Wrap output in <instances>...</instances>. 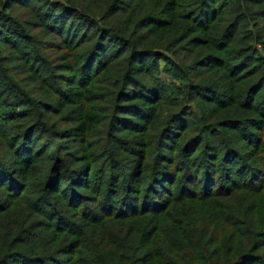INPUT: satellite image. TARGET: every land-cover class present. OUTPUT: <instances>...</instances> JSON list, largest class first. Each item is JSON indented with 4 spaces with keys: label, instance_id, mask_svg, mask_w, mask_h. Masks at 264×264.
I'll return each mask as SVG.
<instances>
[{
    "label": "trees",
    "instance_id": "trees-1",
    "mask_svg": "<svg viewBox=\"0 0 264 264\" xmlns=\"http://www.w3.org/2000/svg\"><path fill=\"white\" fill-rule=\"evenodd\" d=\"M121 1L97 0L91 7L86 0H0V93L8 95L0 104V152L3 160L10 156L5 164L0 163V264H50L55 259L56 255L49 254L50 235L43 226H32L34 213L44 227L64 236L78 230V222L92 223L78 235L82 242L85 237L91 241L79 246L70 264H135L138 252L143 249L146 255L153 244H160L163 254L160 262L148 264H264V226L257 219L264 215V205L259 203L264 198L260 197L264 194V162L262 167L233 163L236 153L224 140L213 139L221 129L227 138L234 135L227 127L247 124L248 113L264 119V102L253 104L261 89L264 101V60H256L247 45L252 39L246 30L250 25L243 24L245 19L236 20L232 0H189V21L177 15L171 24L165 21L157 26L150 15L135 17L147 12L143 6L131 16ZM257 5H262L257 15L264 25V0ZM157 9L155 5L149 13L159 14ZM227 10L234 18L223 17ZM182 19H187L183 32L171 37L172 31L181 30ZM241 23L245 28L236 36ZM196 30L206 31L207 39L201 41L211 49L204 65L218 61L223 84L222 91L215 86L205 88L221 94L218 100H205L212 122L200 116L199 135L181 142L192 124L187 125L183 111L181 115L178 111L180 102L171 98L175 91L180 94L174 82V93L167 94L160 62L164 74L184 82L185 75H178L181 68L162 50L173 53L174 42L178 41V47L197 40ZM146 31L158 35L159 46L143 36ZM49 52L55 55L53 62L47 59ZM255 67H259L256 74L263 76L254 75ZM241 98H246L245 112L237 109ZM79 100L95 103L79 120L87 122V146L97 120L112 137H118L112 148L118 156L108 179L109 193L95 198L88 194L92 169L64 161L47 172L40 164L47 161L48 150L35 143L39 134L51 132L50 122H60L65 107ZM172 101L175 109L166 111ZM7 120L15 122L2 128ZM256 122L259 129L260 122L252 123ZM70 137L55 134L49 147L58 151V143ZM245 138L248 143L259 141L249 131ZM146 139L157 140L160 158L162 149L171 156L158 160L154 164L158 167L147 178L139 162ZM131 152L132 161L127 158ZM176 154L182 157L177 163ZM12 171L19 174V180L12 178ZM31 180L45 181L46 191L58 200L52 202L57 210L50 202L52 196H44L36 184L33 188ZM178 183L177 190L173 189ZM24 194L30 196L29 213L23 214L22 208L15 215L16 224L9 223L10 211L14 215ZM252 195L257 198L255 206L249 205ZM239 196L244 199L238 205L234 198ZM96 207L104 219L92 220ZM66 208L76 209L75 220L69 219ZM114 215L118 221H128L126 230L107 221ZM147 215H152L151 220ZM64 225L67 230H62ZM161 227L168 231L166 240L157 238ZM225 234L231 236V245L223 243ZM79 251L89 257L82 258Z\"/></svg>",
    "mask_w": 264,
    "mask_h": 264
},
{
    "label": "rangeland",
    "instance_id": "rangeland-1",
    "mask_svg": "<svg viewBox=\"0 0 264 264\" xmlns=\"http://www.w3.org/2000/svg\"><path fill=\"white\" fill-rule=\"evenodd\" d=\"M89 3V6L94 7L96 5L97 0H86ZM119 0H116L118 3ZM189 0H122L123 2L121 4L122 8H126V13H130L131 16H134L135 13L138 11H142V6H143V15H135L136 18L142 17V16H152L154 17L156 21L154 22V25H162L165 21L169 24L174 22L177 18L175 16L177 15H183L185 18H188L189 21V16L186 14L190 10H186L187 4ZM227 1V0H226ZM234 2V7L232 8V13L233 15H237L236 20L239 19L240 22L245 19L246 22L243 24L247 23L250 26L246 27V30L248 28L249 34L252 35V39L248 42V46L251 49L252 53L256 54V60L262 59L264 60V25H262L259 22H262L263 19H261L257 14V10L261 8L262 5H257L259 0H239V2H236V0H232ZM158 6V11H160L159 14L155 13V11H149L153 8V6ZM232 14H229V11L225 14H223V17L231 19L234 18ZM222 17V18H223ZM187 19H182L181 23L183 24L181 30L179 31H172L173 34L171 37L177 36L181 34L184 28V24L186 23ZM233 21V20H232ZM145 26V25H143ZM144 28V27H143ZM243 28H245L242 23L240 24L239 31L237 32L238 34L236 36H239L243 31ZM141 30V29H140ZM140 30H138V33H141ZM145 37L148 38L150 42H154L158 44L159 46V41L160 38L157 37L158 35H154L149 31H146L143 33ZM190 35V34H189ZM164 37H166L163 34ZM193 36L199 37L197 40H192V42L188 44H182L178 47H175L178 41L174 42L172 47H171V52H166L162 50V52L166 55H168L172 60L178 64V66L181 68L182 73L178 72V75H185V81H177L176 79H173L170 74H164L166 71L164 70L165 66L163 65V62H160V78L161 81L168 89L167 94L170 92L171 94L174 93L172 91V82L176 84V86L180 89V94H178L176 91L173 95H171V98L173 101L178 100L180 102V106L178 107L179 114L181 115L182 111L184 113L182 118H185L187 125L192 124V128L189 130L188 133L185 134V136L182 139H179L181 142L186 141L187 139L191 137H195L199 135L201 131L200 125L202 123L199 121L200 116L203 117L204 119H201L204 122H212V117L207 118L209 112V107L206 104L207 101L205 100H218V98L221 96L220 93H212L209 90L205 88H214L219 87L220 91H222V84H223V71L219 68L216 67L218 65V61L215 62L216 60H211L208 65H204V57L208 56L211 49L210 47L206 46V41H202L204 39H207V34L206 31H200L196 30L193 33ZM187 37V36H185ZM184 38V37H183ZM192 38V37H189ZM142 40V38L140 39ZM175 47V51H174ZM161 52V51H160ZM55 55L52 54V52L48 53L47 59L51 60L53 62V58ZM259 67L253 68L252 72L255 71L254 75L255 76H263V73L261 74H256V70ZM159 71V72H160ZM163 71V72H162ZM164 74V75H163ZM263 91L262 89L255 93V98L253 100V104L256 103L259 106V103L264 102L262 99ZM90 98L93 100L96 99V97L90 92L89 93ZM189 96V97H188ZM8 99L7 93L2 91L0 93V104ZM223 99V97H222ZM173 101L170 103V105H166L165 110L166 111H173L175 108L173 107ZM246 101L245 99L238 100L237 102H241L242 105L240 107H237L239 112H245L244 109L246 107L243 105V102ZM250 102V100H249ZM6 103V102H4ZM95 103H87L83 102L81 100L79 101H74L72 104H70L68 107H65L66 111L63 114V116L60 119V122L57 124L54 123V120L50 122L51 127L53 128L48 132L39 134V137L37 138V141L35 140V143L39 148L44 147V149L48 150V158L47 161L44 164H40V166H44L46 168V171L48 172L53 165L58 164L59 162L61 164H64V161L66 162H72L74 163V166L80 167L79 169L87 168V170L92 169V179H93V184L92 188L89 194V196H93L94 198L99 194V193H109V186H108V179L109 175L111 174V170L115 171V166L113 164L114 159L118 156V151H114L113 145L115 144L116 140L118 137H112V134L109 133L107 127L104 124H100L101 120H97L98 126L93 130L91 133V142L89 146H87L86 140L88 137V127L84 123H80L79 120L82 118L83 114H86L88 112V109L91 106H95ZM1 107V106H0ZM169 109V110H168ZM1 112V108H0ZM213 114V112H212ZM254 113H248V123L244 124L242 126H237V125H231L227 127V129H230L231 134L229 138L225 137L223 135L224 129H221L220 133L216 134L213 139L216 141L219 140H224L228 145L229 148H231L234 153H236V157H233L232 161L233 163H240V164H245L246 166H260L261 162H264V119L263 117L257 114V117ZM237 119H240L241 117H234ZM216 119L213 120L215 122ZM254 121L260 122L259 129H257V122L252 123ZM15 122L14 120H7L5 121L4 125L2 128H5V126ZM252 125H251V124ZM107 124V122H106ZM209 124V123H207ZM213 125V123H211ZM253 126V127H252ZM203 130V129H202ZM251 132L255 136L259 138L258 143L254 142L253 140H248V142L245 141V137L247 135V132ZM50 132V133H49ZM55 134H65L67 136H71L69 139L59 142L58 143V151H53V148H50L51 144V137L55 136ZM48 135V136H45ZM62 137V136H59ZM250 138V137H249ZM39 139V140H38ZM143 141V140H142ZM253 141V142H252ZM147 145H143V155L139 159L140 164L142 165V173L145 178L149 175L151 169H156L158 165H154L158 160H165L166 156H170L167 154L166 149L163 152H161L163 155V158L159 157V147L157 145V140L156 139H151L148 141L146 139ZM57 146L56 143H54L55 147ZM110 147V149H109ZM141 148V147H140ZM18 150V149H16ZM3 151L0 152V163L5 164V160L10 159L8 156L5 160H3L2 156ZM120 156H124L125 154L123 151L120 152ZM53 157L52 160H49V158ZM134 157V153L131 152L128 154V159H131ZM171 157V156H170ZM176 157V163L181 160V154H176L173 155V159ZM4 161V162H3ZM132 161V159H131ZM144 161V163H142ZM10 162V161H9ZM127 163H129L128 160H126ZM132 162V166H133ZM12 164V163H11ZM13 166V165H12ZM14 168H17V170L20 168L19 166H13ZM171 171L173 170V165H171ZM181 168V167H180ZM60 171H63L61 168L59 169ZM21 172V171H20ZM12 178L14 180H19L20 176L19 174H15L12 171ZM187 180V179H184ZM45 181L41 180H31V185L34 188V185L36 184L37 187L39 188L40 192L44 194V196H52V202L57 203V199L54 197L51 193H48L45 189ZM91 183L89 184L90 187ZM179 186V183L176 184L173 189L177 190ZM189 186V185H188ZM144 187V184H142L141 188ZM199 187V186H198ZM39 192V193H40ZM264 194L260 195L263 196ZM244 197L239 196L234 198V201L238 202V205L243 201ZM256 197L251 196L249 198L250 201V206L251 205H256ZM30 200V196L24 194L22 198H20L19 202V207L15 210L14 215L13 210L10 211V214L7 218L9 223L16 224L14 220H18V216H15L17 214H20L22 210L24 209L23 214L29 213L27 211V203ZM261 205H264V198L259 201ZM53 206V204H52ZM54 207V206H53ZM23 208V209H22ZM55 210L57 208L54 207ZM66 215L69 217V219L75 220L76 219V209H69L66 208ZM95 216L93 217L92 220L97 219V221L104 219V215L100 209L97 207L94 208ZM116 216V215H114ZM152 215H147L146 219L151 220ZM119 216L111 218L110 224H115L116 226H119L123 229H127L125 226V222L128 221H118ZM35 221H33L32 226H43L41 227L44 228V233H48L51 237V244L49 245V254H54L56 255L55 259L50 261V264H70L71 260L73 258V253L78 250L79 246L85 247V243L87 241H91V238L85 237L84 242L83 240L78 237L80 232L82 233L85 231L87 228V225H91L92 223H89L87 221L86 223L78 222L79 229L75 231H67V234L64 235H59V232L56 231H51L50 228L44 227V222L42 218L37 214L34 213L32 216ZM257 219L261 222V224L264 226V215H259L257 216ZM181 221V217L179 218ZM43 223H42V222ZM47 221V219H46ZM95 222V221H93ZM263 222V223H262ZM89 223V224H88ZM118 224V225H117ZM259 224V223H258ZM92 226V225H91ZM91 226H89L91 228ZM66 227H61L62 230ZM155 229H158L154 227ZM39 229V231L41 230ZM64 230H67L65 228ZM38 231V232H39ZM168 231L164 228L161 227V233L157 237L159 240H166L168 238L167 236ZM224 244H232V239L229 234H225L224 236ZM51 246V247H50ZM15 246L12 247V250H14ZM151 249L148 250L146 255L143 254V249H141L136 257V263L135 264H148L149 261L154 263V261L160 262L161 258L160 255L162 253V246L160 244L154 245L150 247ZM78 252V251H77ZM79 254L82 258H87L89 257L88 254H86L84 251H79ZM78 254V255H79Z\"/></svg>",
    "mask_w": 264,
    "mask_h": 264
}]
</instances>
